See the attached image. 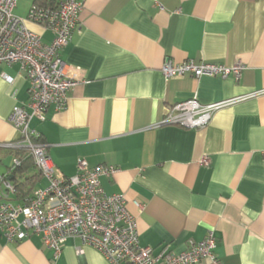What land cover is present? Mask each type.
<instances>
[{"label":"crops","instance_id":"obj_1","mask_svg":"<svg viewBox=\"0 0 264 264\" xmlns=\"http://www.w3.org/2000/svg\"><path fill=\"white\" fill-rule=\"evenodd\" d=\"M78 1L79 25L60 55L79 82L65 110L51 106L45 121L30 125L57 175L74 176L79 159L115 167L102 187L126 198L141 246L155 254L184 252L213 231L221 264H264V95L217 111L203 128L164 124L177 103L208 105L264 89V0ZM35 3L16 0L14 14L27 18ZM27 26L51 43V32ZM187 60L241 62L244 70L238 79L162 74L167 61ZM29 102L21 64H1L0 175L13 189L1 185L0 203L25 204L48 184L37 168L15 173L18 157L5 146L18 139L14 107L30 111ZM80 247L69 239L56 258L40 236L10 242L0 230V264H109Z\"/></svg>","mask_w":264,"mask_h":264},{"label":"built area","instance_id":"obj_2","mask_svg":"<svg viewBox=\"0 0 264 264\" xmlns=\"http://www.w3.org/2000/svg\"><path fill=\"white\" fill-rule=\"evenodd\" d=\"M15 7L16 0H0V65L21 64L29 82L30 111L21 106L14 107L10 122L18 139L5 146L31 157L48 184L36 190L25 204L0 203V230L5 237L15 242L38 235L54 251L56 258L65 243L73 238L81 242L82 248L77 249L79 254L83 253L84 247H91L109 264H198L203 260L221 264L215 253L213 231L181 253L166 247L155 254L153 248L141 246L138 222L128 211L126 198L121 194L108 195L101 184L103 176H111L117 171L115 167L90 168L85 159H79L74 176L57 175L46 146L37 141L40 135L30 125L34 119L45 121L51 106L56 111L65 110L69 92L79 82L67 75L60 52L69 45L84 4L78 0H60L55 6L35 3L27 18L16 16ZM28 22L51 32V43H44L42 37L27 26ZM243 70L241 62L227 66L187 60L178 64L167 61L161 72L166 78L190 75L196 79H225L234 75L238 79ZM262 95L264 89L208 105L201 104L196 98L190 99L171 106L164 124L203 128L217 111ZM202 162L209 165L210 159L206 157ZM20 163L16 158L14 167ZM1 185L13 189L0 175V200Z\"/></svg>","mask_w":264,"mask_h":264},{"label":"trees","instance_id":"obj_3","mask_svg":"<svg viewBox=\"0 0 264 264\" xmlns=\"http://www.w3.org/2000/svg\"><path fill=\"white\" fill-rule=\"evenodd\" d=\"M60 0H58V1H53V0H37V4H39V5H42V6H55L58 2H59ZM40 140H41V137H39L38 139H37V141L38 142H40ZM13 152H15L16 153V155H17V157L19 158V160H20V165L19 166H17V167H14L15 169V173H17V172H22V171H24L28 166L30 167V168H37V166L35 165V163L30 159V158H27L26 160H24L23 158H22V153L23 152H20V151H13ZM38 169V168H37ZM19 183V182H18ZM21 185H23V183L22 184H19V186H17V185H15L16 186V188L17 187H21ZM34 194V193H33ZM33 196V195H32ZM32 196L31 197H29V199L30 198H32ZM28 199V200H29Z\"/></svg>","mask_w":264,"mask_h":264}]
</instances>
